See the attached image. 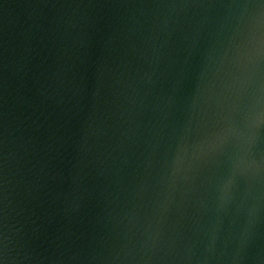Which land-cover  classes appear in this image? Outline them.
<instances>
[{
  "label": "water",
  "instance_id": "1",
  "mask_svg": "<svg viewBox=\"0 0 264 264\" xmlns=\"http://www.w3.org/2000/svg\"><path fill=\"white\" fill-rule=\"evenodd\" d=\"M0 264H264V0H0Z\"/></svg>",
  "mask_w": 264,
  "mask_h": 264
}]
</instances>
